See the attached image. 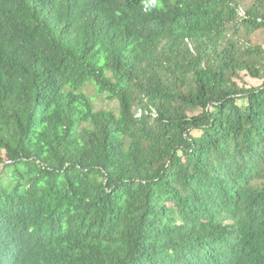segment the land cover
<instances>
[{
	"label": "trees",
	"instance_id": "1",
	"mask_svg": "<svg viewBox=\"0 0 264 264\" xmlns=\"http://www.w3.org/2000/svg\"><path fill=\"white\" fill-rule=\"evenodd\" d=\"M263 30L264 0H0V264H264Z\"/></svg>",
	"mask_w": 264,
	"mask_h": 264
},
{
	"label": "rangeland",
	"instance_id": "2",
	"mask_svg": "<svg viewBox=\"0 0 264 264\" xmlns=\"http://www.w3.org/2000/svg\"><path fill=\"white\" fill-rule=\"evenodd\" d=\"M252 41L254 44L256 45H261L264 49V30L263 31H258L254 36H252ZM247 83H249L250 85H257V82L255 80H251V79H246L245 80ZM93 89L90 88L88 89V93L89 94H93ZM95 106L99 109H115L116 108V104L111 102H107L106 100H102L100 98H97L95 100ZM195 135H198V133H194ZM3 152H0V154Z\"/></svg>",
	"mask_w": 264,
	"mask_h": 264
},
{
	"label": "built area",
	"instance_id": "3",
	"mask_svg": "<svg viewBox=\"0 0 264 264\" xmlns=\"http://www.w3.org/2000/svg\"><path fill=\"white\" fill-rule=\"evenodd\" d=\"M142 114V112L139 110L138 113H137V116L140 117Z\"/></svg>",
	"mask_w": 264,
	"mask_h": 264
}]
</instances>
